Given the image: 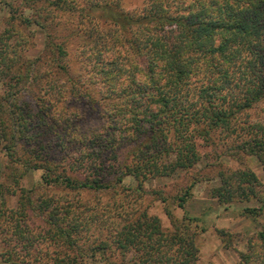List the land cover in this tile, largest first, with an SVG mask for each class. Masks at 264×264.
<instances>
[{
	"label": "trees",
	"instance_id": "16d2710c",
	"mask_svg": "<svg viewBox=\"0 0 264 264\" xmlns=\"http://www.w3.org/2000/svg\"><path fill=\"white\" fill-rule=\"evenodd\" d=\"M123 1L27 0L15 9L0 0L10 12L0 35V154L13 179L16 166L23 176L39 170L38 190L80 195L115 190L130 178L143 196L149 181L194 169L203 157L198 141L212 140L219 130L237 134L242 119L264 102V0H140L141 10L133 13ZM34 25L46 38L33 59L27 53ZM72 43L78 46L77 72ZM254 121H247L237 149L264 167V123ZM219 179L211 192L219 204L257 197L261 205L245 213H264L255 173L228 169ZM193 188L177 198L179 208L185 210ZM29 194L22 191L17 209H0L6 264H89L105 258L109 247L120 251L123 264L198 260L200 220L187 213L164 230L159 218L142 212L109 242L101 236L85 240L78 234L81 227L92 229L83 218L85 203L73 206L75 198H65L57 205ZM37 212L45 217L44 233L29 225ZM41 238L52 243L40 248ZM258 241L264 245V231ZM241 264H264V256L251 246Z\"/></svg>",
	"mask_w": 264,
	"mask_h": 264
},
{
	"label": "rangeland",
	"instance_id": "374dc122",
	"mask_svg": "<svg viewBox=\"0 0 264 264\" xmlns=\"http://www.w3.org/2000/svg\"><path fill=\"white\" fill-rule=\"evenodd\" d=\"M27 0H3L15 5V9L21 6L26 7ZM81 5L83 0H68ZM124 9L128 12H139L142 8L140 0H124ZM38 7H34L36 10ZM25 9V10H24ZM26 16L33 15V10L24 8ZM10 12L5 4L0 7V35L5 30L7 19ZM66 15H55V19H65ZM25 31L26 27H18ZM35 33L34 45L27 55L36 58L42 53L45 44V32L37 26L31 27ZM21 35H25L21 33ZM77 43L69 45L71 57V67L79 71V63L76 62ZM3 83L0 82V95L3 93ZM250 119L244 117L242 128L239 127L238 133L232 135L229 129L219 130L213 134L212 140L198 141L202 161L191 171H179L170 177H159L146 183L149 194L141 196L136 192L137 182L133 179H126V185L117 186L111 190L100 194L68 193L60 188H51L52 191L37 187L42 185V171L31 170L24 176L22 167L16 166L17 179H13L12 170L8 168L7 158L0 154V209L15 210L18 208L23 190H30V197L40 200H51L57 205H63V199H74L72 205L85 203L86 210L83 211L84 220L88 221V226L92 229L81 227L78 230L79 236L87 240L89 236H101L103 240L109 242L112 233L132 221L142 212H147L150 216L157 217L161 221L164 230H171L172 220L179 221L183 219L186 213L196 219H199V234L196 244L199 249L198 260L196 264H241L243 255L248 250H256L264 256V245H260L258 234L264 231V213L261 216L249 217L245 213L246 208H258L260 199L253 198L251 201H237L232 205H221L211 195L212 189L220 183L219 173L223 170L249 169L255 173L261 186L258 188L259 198H264V167L260 160L246 150L237 149L238 142L247 135V121L264 123V102L259 104L256 109L249 112ZM237 128V126H236ZM250 130V129H249ZM193 184L192 196L185 206V210L178 207L177 198L181 196L184 189ZM132 188L133 190H127ZM16 191V193H12ZM159 191H162L167 202L159 199ZM158 192V193H155ZM155 193V194H154ZM76 194V195H75ZM78 201V203L76 202ZM83 210V209H82ZM170 212L171 216L167 214ZM35 213L31 216L29 225L35 233L41 229L45 231V217ZM72 214V213H71ZM70 214V215H71ZM70 215H60V218H69ZM73 223H78L74 220ZM205 229V231L202 229ZM44 240L40 248H46L51 244L50 240ZM82 242L84 240L82 239ZM85 243V242H84ZM87 247V246H86ZM6 245L3 235L0 233V264L3 262L2 254L5 252ZM53 249V248H52ZM52 252V250L50 251ZM259 256V255H258ZM126 261L119 250L109 247L105 258H99L98 261L89 260V264H123ZM259 263V262H258Z\"/></svg>",
	"mask_w": 264,
	"mask_h": 264
}]
</instances>
